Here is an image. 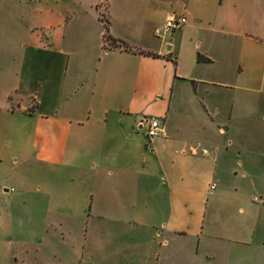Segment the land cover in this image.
Instances as JSON below:
<instances>
[{"label": "crops", "instance_id": "obj_1", "mask_svg": "<svg viewBox=\"0 0 264 264\" xmlns=\"http://www.w3.org/2000/svg\"><path fill=\"white\" fill-rule=\"evenodd\" d=\"M43 240L45 264H264V0H0V246Z\"/></svg>", "mask_w": 264, "mask_h": 264}, {"label": "rangeland", "instance_id": "obj_2", "mask_svg": "<svg viewBox=\"0 0 264 264\" xmlns=\"http://www.w3.org/2000/svg\"><path fill=\"white\" fill-rule=\"evenodd\" d=\"M246 7H247V10L244 11L245 13L243 12L244 14L242 16H246L248 19H252L253 17H256L254 14V11H251L252 9H250V6L246 5ZM142 114H144V116L151 117V116H155L156 111L151 106V107L145 108L142 111ZM33 168H35L33 169V175H34L35 181L32 183L31 189L36 191L38 187L37 184L39 182L41 183L42 176L40 175L41 174V171L39 169L40 165L37 166V162L35 161L33 164ZM14 181H15V178L12 177L11 183H9V186L10 188L12 186L14 187L15 190H18L19 186ZM34 198L35 200L33 201V204H32L33 205L32 209L34 213L32 228L34 230V237L37 239L38 236L41 237V235H38V232L43 229L44 223H45V219H44L45 203H42L40 201V197L37 194L35 195ZM38 244L39 243H35L24 251L25 258L29 262H34L35 264H45V240H43V242H41L39 245ZM13 262H14V258H12L10 250H7L5 247L0 246V264H13Z\"/></svg>", "mask_w": 264, "mask_h": 264}, {"label": "built area", "instance_id": "obj_3", "mask_svg": "<svg viewBox=\"0 0 264 264\" xmlns=\"http://www.w3.org/2000/svg\"><path fill=\"white\" fill-rule=\"evenodd\" d=\"M187 18L182 15H173L166 19L163 27H158L155 29V34L160 36L165 33H172L175 29L186 24ZM107 39L105 40V42ZM108 42V41H107ZM145 122L148 125L147 135L154 136L162 129V120L159 117H149L145 119ZM206 152V150H203ZM212 188L215 187V183L212 184ZM256 201L259 200L258 197H254Z\"/></svg>", "mask_w": 264, "mask_h": 264}, {"label": "trees", "instance_id": "obj_4", "mask_svg": "<svg viewBox=\"0 0 264 264\" xmlns=\"http://www.w3.org/2000/svg\"><path fill=\"white\" fill-rule=\"evenodd\" d=\"M106 28H107V26H106ZM107 30H108V28H107ZM106 39H107V41L105 42L107 45H111L112 44V42L114 41V39H112V37L110 36V35H107L106 36ZM141 51V50H140ZM141 52H143V53H146V52H144V51H141Z\"/></svg>", "mask_w": 264, "mask_h": 264}]
</instances>
